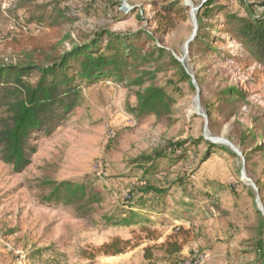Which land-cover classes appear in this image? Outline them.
Returning a JSON list of instances; mask_svg holds the SVG:
<instances>
[{
	"label": "rangeland",
	"instance_id": "rangeland-1",
	"mask_svg": "<svg viewBox=\"0 0 264 264\" xmlns=\"http://www.w3.org/2000/svg\"><path fill=\"white\" fill-rule=\"evenodd\" d=\"M206 1L32 0L34 11L60 4L72 17L55 27L30 23L31 12L17 9V0L4 1L0 62L7 64L29 56L43 62L49 53L61 54L102 31L140 33L145 41L169 3L187 11L174 15L175 27L155 33L156 42L147 46L167 51L155 83L174 99L172 116L138 118L132 113L138 90L125 84L82 83L79 106L37 142L23 172L0 160V264H186L199 255L204 264H264L256 252L264 240L258 214L264 192L254 187L257 177L264 181V151L258 150L264 147V68L224 32V14L208 18L200 11ZM239 1L216 0L215 5L243 14ZM256 10L262 13L264 7ZM199 18L208 33L216 27L223 41L205 40L209 48L196 43ZM229 88L243 92L245 101L231 115L229 105L218 114L216 100L210 124L212 98ZM203 140L235 156L215 148L207 157L209 145ZM159 152L168 160H157L158 175L147 176L149 163L142 158ZM249 152L255 156L247 164ZM46 181L93 182L105 200L84 215L48 200ZM153 185L165 192L146 193ZM111 217L116 222L126 218L128 224H109ZM115 240L123 253L104 255L102 246ZM167 241L182 243V252L170 255L163 247Z\"/></svg>",
	"mask_w": 264,
	"mask_h": 264
},
{
	"label": "trees",
	"instance_id": "trees-1",
	"mask_svg": "<svg viewBox=\"0 0 264 264\" xmlns=\"http://www.w3.org/2000/svg\"><path fill=\"white\" fill-rule=\"evenodd\" d=\"M4 1L0 0V18L5 13L2 9ZM239 2L243 14L231 12L225 7H217L216 0H207L200 11L203 10L208 18H211L213 13L224 14L222 25L224 32L251 59L264 68V11L257 13L256 10L257 7H264V3L246 0ZM32 4V0H17V9L31 12L30 23L38 22L47 27H55L72 19L60 4L53 5L52 9L36 7L35 11L31 7ZM174 6L173 2L169 3L165 7L166 13L156 15L155 33H165L173 29L175 27L173 16L187 11L186 7ZM198 25L200 33L196 43L206 47L205 40L211 41L216 38L218 43L223 41L216 27H212L213 32L208 33L201 18L198 19ZM154 34L145 33L147 39L143 41L140 33L120 35L102 31L89 42L74 45L61 54L49 53L43 62L31 56L15 64L0 62V160L12 166L17 173L23 172L37 152V142L52 135L66 117L73 114L79 106L82 100V83L90 86L112 80L125 84L127 88L138 90L137 104L132 110L138 118L153 116L164 119L172 116L174 99L155 83L158 73L162 72V61L168 56L167 51L156 44L147 48L148 44L156 42ZM213 50L220 53L217 48ZM182 74L188 82L191 81L185 71H182ZM190 85L194 89L191 82ZM245 99V94L237 88H229L216 95L209 104L210 124L216 100L220 101V105L215 108L218 114H222L224 107L229 105L232 108V115L235 113L236 105ZM203 143L209 145L207 157L214 153L215 148L235 156L227 147H218L206 140H203ZM178 145L182 146L181 143ZM258 150L264 151V147ZM253 153L244 154L247 164L253 160L255 156ZM161 159L168 160V157L162 152L144 157L142 161L148 162L149 167L145 169L144 165H139V168L145 169L147 176L156 175L158 167L155 163ZM239 183L247 187L243 182ZM256 184L263 195L264 181L257 177ZM43 188L51 190L48 200L64 202L84 215L94 212L95 206L101 205L105 200L93 182L56 184L46 181ZM145 192L162 195L165 191L153 185L147 187ZM258 214L264 233V217L262 213ZM107 222L112 225H127L128 219L123 218L116 222L111 217ZM257 244L256 252L260 261L264 262V240L261 239ZM163 247L172 256L180 254L183 250V244L179 241H167ZM101 250L106 256H117L124 251L120 240L102 246Z\"/></svg>",
	"mask_w": 264,
	"mask_h": 264
},
{
	"label": "built area",
	"instance_id": "built-area-1",
	"mask_svg": "<svg viewBox=\"0 0 264 264\" xmlns=\"http://www.w3.org/2000/svg\"><path fill=\"white\" fill-rule=\"evenodd\" d=\"M205 258L202 255L195 256L191 261H188L186 264H204Z\"/></svg>",
	"mask_w": 264,
	"mask_h": 264
},
{
	"label": "water",
	"instance_id": "water-1",
	"mask_svg": "<svg viewBox=\"0 0 264 264\" xmlns=\"http://www.w3.org/2000/svg\"><path fill=\"white\" fill-rule=\"evenodd\" d=\"M189 6V5H188ZM193 80H194V84H196V80H195V78L193 77ZM233 149H234V151L238 154V155H242V154H240L239 153V151L237 150V149H235L234 147H232ZM243 176L244 177H246V175H245V170L243 171ZM254 187L256 188V190L259 192V188H258V186L255 184L254 185ZM260 211L262 212V213H264V209L262 208V207H260Z\"/></svg>",
	"mask_w": 264,
	"mask_h": 264
}]
</instances>
